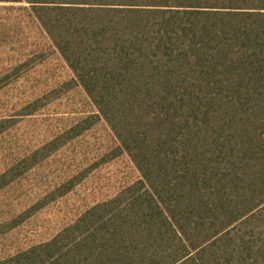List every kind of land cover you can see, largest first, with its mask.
Returning <instances> with one entry per match:
<instances>
[{"label":"trees","instance_id":"16d2710c","mask_svg":"<svg viewBox=\"0 0 264 264\" xmlns=\"http://www.w3.org/2000/svg\"><path fill=\"white\" fill-rule=\"evenodd\" d=\"M0 4L27 5L94 108L0 174V193L101 122L114 139L9 228L122 156L140 174L0 264H264V0ZM29 62L8 68L1 89ZM47 97L25 100L15 116L38 114ZM15 122L0 117V136Z\"/></svg>","mask_w":264,"mask_h":264},{"label":"rangeland","instance_id":"374dc122","mask_svg":"<svg viewBox=\"0 0 264 264\" xmlns=\"http://www.w3.org/2000/svg\"><path fill=\"white\" fill-rule=\"evenodd\" d=\"M27 5L0 4V79L18 61H30L20 81L0 87V117L17 118L14 127L0 136V174L58 130L94 111L84 91L70 85L72 73L47 35L29 16ZM17 74L12 77L16 78ZM45 107L33 116H15L25 100L46 96ZM114 145L108 127L99 123L70 148L52 156L0 193V258L52 239L89 207L115 196L139 179L127 156L100 166L66 196L36 212L15 229L14 217L30 208L67 177L99 162Z\"/></svg>","mask_w":264,"mask_h":264}]
</instances>
